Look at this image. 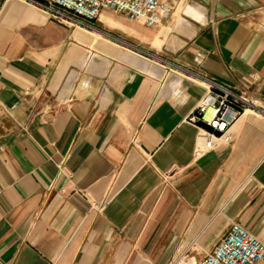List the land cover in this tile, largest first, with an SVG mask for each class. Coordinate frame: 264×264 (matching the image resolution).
<instances>
[{
	"label": "crops",
	"instance_id": "0c3cea01",
	"mask_svg": "<svg viewBox=\"0 0 264 264\" xmlns=\"http://www.w3.org/2000/svg\"><path fill=\"white\" fill-rule=\"evenodd\" d=\"M96 26L0 0V264L197 260L232 220L264 240V112L209 147L191 119L209 80L264 103V0Z\"/></svg>",
	"mask_w": 264,
	"mask_h": 264
},
{
	"label": "built area",
	"instance_id": "2783aa9c",
	"mask_svg": "<svg viewBox=\"0 0 264 264\" xmlns=\"http://www.w3.org/2000/svg\"><path fill=\"white\" fill-rule=\"evenodd\" d=\"M43 8L49 16L62 24L96 29V20L104 9L140 18L148 26L169 17L175 0H27ZM244 87L232 88L209 80L207 92L194 110L191 119L205 124L207 147L216 139L225 142L232 138L231 126L245 110L264 112V103L248 97ZM200 148L196 154H200ZM181 254L169 264H264V240L239 220H232L229 230L204 255L192 260Z\"/></svg>",
	"mask_w": 264,
	"mask_h": 264
},
{
	"label": "rangeland",
	"instance_id": "374dc122",
	"mask_svg": "<svg viewBox=\"0 0 264 264\" xmlns=\"http://www.w3.org/2000/svg\"><path fill=\"white\" fill-rule=\"evenodd\" d=\"M112 12H113V14L114 15H123V16H125V17H127L125 14H122V13H117V12H114L113 10H111ZM127 19H129L128 17H127ZM191 257V256H190ZM201 258V257H200ZM199 258V259H200ZM192 260H194V259H192ZM198 260V259H197Z\"/></svg>",
	"mask_w": 264,
	"mask_h": 264
},
{
	"label": "trees",
	"instance_id": "16d2710c",
	"mask_svg": "<svg viewBox=\"0 0 264 264\" xmlns=\"http://www.w3.org/2000/svg\"><path fill=\"white\" fill-rule=\"evenodd\" d=\"M204 127H207L205 124H202Z\"/></svg>",
	"mask_w": 264,
	"mask_h": 264
},
{
	"label": "bare ground",
	"instance_id": "6f19581e",
	"mask_svg": "<svg viewBox=\"0 0 264 264\" xmlns=\"http://www.w3.org/2000/svg\"><path fill=\"white\" fill-rule=\"evenodd\" d=\"M248 110V109H247Z\"/></svg>",
	"mask_w": 264,
	"mask_h": 264
}]
</instances>
